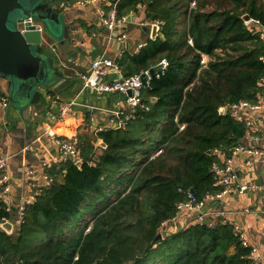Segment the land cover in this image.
I'll return each instance as SVG.
<instances>
[{"label":"trees","instance_id":"obj_1","mask_svg":"<svg viewBox=\"0 0 264 264\" xmlns=\"http://www.w3.org/2000/svg\"><path fill=\"white\" fill-rule=\"evenodd\" d=\"M140 8L160 35L115 63L124 77L163 60L166 70L142 89L134 119L99 133L96 150L82 140V164L61 162L62 179L36 191L11 234L0 228V264H252L228 220L174 219L185 191L201 201L221 190L218 152L249 131L219 111L264 92V37L242 20L264 31V0H120L117 17ZM10 216L0 197V224Z\"/></svg>","mask_w":264,"mask_h":264},{"label":"crops","instance_id":"obj_2","mask_svg":"<svg viewBox=\"0 0 264 264\" xmlns=\"http://www.w3.org/2000/svg\"><path fill=\"white\" fill-rule=\"evenodd\" d=\"M77 1L54 0L56 8L66 16L69 34L74 36L72 46L75 49L74 52L71 51L70 61L67 63L69 71L66 72L72 78L65 86L57 88L55 93H50L47 102L35 106L37 108L42 106V111L32 113L28 124L21 119L18 120L15 111L9 108L7 84L4 80H0V156L8 158L5 172L9 176L11 191L5 202L11 215L7 222L13 224V230L20 221L19 208L22 200L32 196L35 189L40 190L44 186V177L60 180L64 176V171H56L64 160L46 131L51 129L54 135L66 140L78 136L80 143L82 140H87L93 144V147L95 145L98 148L103 147L102 142L97 138L98 134L115 129L117 120L114 114L125 109L123 96L81 92L78 74L87 73L93 60L102 57L118 60L124 53H135L147 39H151L152 23L145 20L143 8L136 13L130 12L127 21L113 33H109L102 24L98 9L108 12L115 0H96L94 3L83 5L78 4ZM121 34L126 35L125 40H118ZM158 35H160L159 31L156 36ZM117 77V74H111L104 78V81H111ZM3 97L8 98L6 107L1 103ZM56 97L58 99L55 101ZM70 102H74V105L65 123L61 121L59 114L61 108ZM239 119L251 123V133H246L243 143L250 147L264 144L262 136L264 111L244 112ZM100 127L103 128L102 131H98ZM233 164L241 183L260 184L263 181V167L256 158L240 155L234 159ZM27 169L33 172L31 183L34 187L25 179ZM245 207L254 210L260 208L258 195L249 193L240 197H228L220 203H209L204 212L209 214L226 212L229 220L242 225L246 235L253 239L260 233L259 214L242 217L238 214V210ZM180 216L177 220H181ZM188 216L189 214H182V217ZM191 219L184 222L187 223ZM253 241L258 243L254 239ZM232 251L231 248L230 252Z\"/></svg>","mask_w":264,"mask_h":264},{"label":"built area","instance_id":"obj_3","mask_svg":"<svg viewBox=\"0 0 264 264\" xmlns=\"http://www.w3.org/2000/svg\"><path fill=\"white\" fill-rule=\"evenodd\" d=\"M119 1L120 0H115L114 3H112L111 8L108 12H104L102 9H98V14L102 19V24L109 33H113L119 28V26H121L127 21V16H123L120 19H118L117 17L116 5ZM77 2L78 4L83 5L84 3H94L96 2V0H78ZM162 24L163 23L161 21H156L155 23H152L151 27L153 25H157L160 30ZM25 25L33 26L38 30L41 29L38 24L33 22L31 16L23 18L22 22L19 23L18 28L23 31L26 27ZM246 25L249 27V29L254 28L255 30L262 31L261 37H264V31L262 28H260V26L253 23L251 20H249ZM125 39V34H121L118 37V40ZM206 60L207 58L203 56L202 63H205ZM166 68L167 62L164 60L161 61L158 64L157 71H154L153 76H155V78H159L160 74L165 71ZM111 74H117L118 77L111 81H104V78ZM142 76L146 77L147 84L149 83L152 77L148 71L138 75L124 77L115 61L105 57L93 60L90 65V69L87 73L78 74L81 92L90 91L98 95H119L124 97L125 109L119 110L114 114L117 120L115 124V129L123 128L125 126L126 121L135 118L136 110L140 107H143L141 96V91L144 88L142 85ZM261 82L262 86L264 87V78ZM257 98V102L254 104L241 101L239 103L230 105L227 108H223V110L225 112L226 109H229L230 113L238 119L244 112H254L259 110L264 111V92L258 94ZM57 99L58 97L55 98V101ZM1 103L4 107H6L8 104V98H1ZM73 105L74 102H70L69 104L64 105L61 108L59 114V118L61 119V121L65 123L67 122V115L71 111ZM245 122L250 131H248V133H251V123L249 121ZM102 130V127L98 129V131ZM46 134L53 139L54 144L56 145L57 150L64 161L71 160L76 163L77 161L82 160L79 150L80 141L78 136H74L70 140H66L64 138L54 135L51 129L47 130ZM262 136L264 138V131L262 133ZM94 147L95 149L98 148V146L96 145ZM228 152L229 153L227 156L218 152L219 156L222 157L221 163L214 164L212 167V172L215 175V185L219 186L221 190L216 194L207 195L201 201H197L195 196L190 191H185V201L180 202L176 205L178 211V216L176 217V219L179 217V215L182 214H196V217H193V219L191 220L192 224L203 222H207L210 224V220H212L213 215H215V217H220L228 220L231 224H233L234 230L238 234L242 246L249 248V258L251 260V263L264 264V176L263 181L260 184L254 182L249 184L241 183L238 178L235 166L233 164L234 159L240 155H246L256 158L263 167L264 175V144L260 145L259 147H250L246 145V143H239L234 146H231ZM7 161L8 158L0 156V197L5 201L8 199V196L11 191L9 176L5 172ZM88 164L93 165L94 160L91 159ZM32 174L33 172L27 169L25 173V179L30 182V185L32 187H34V184L31 183ZM44 182V186L49 185L52 182V179L46 176L44 177ZM36 191H38V189H35V192L32 196H29L28 198L22 200L21 206L19 208L20 217L23 213L25 205H27L33 200ZM249 193L258 195L260 208L254 210L253 208L245 207L241 210H238V214L242 217L253 216L255 213L259 214L261 226L260 233L253 238L255 241H258V243L254 242L253 239H251L253 244L249 241V237L246 235L245 231H243V226L229 220L227 216L228 214L226 212L218 211L214 214L204 212L209 203L216 204L222 202L228 197H240ZM176 219L174 220L176 221Z\"/></svg>","mask_w":264,"mask_h":264},{"label":"water","instance_id":"obj_4","mask_svg":"<svg viewBox=\"0 0 264 264\" xmlns=\"http://www.w3.org/2000/svg\"><path fill=\"white\" fill-rule=\"evenodd\" d=\"M24 2L0 0V80L7 84L9 108L15 111L18 120L28 124L32 113L42 111V106H35L47 102L50 93H55L57 88L65 86L72 78L66 72L69 71L67 63L71 51L74 52L75 48L66 16L56 8L54 0ZM28 16L41 27L40 30L30 25H25L23 31L12 28L14 18H18L19 24ZM242 20L247 23L249 15L244 14ZM158 31L157 25L151 27L152 40ZM149 74L153 76V69L149 70ZM142 85L147 86L144 76ZM219 112L223 114V108ZM81 164L82 161L76 162L77 166ZM0 228L8 234L13 232V224L7 221L0 224ZM159 239L161 234L156 238Z\"/></svg>","mask_w":264,"mask_h":264},{"label":"rangeland","instance_id":"obj_5","mask_svg":"<svg viewBox=\"0 0 264 264\" xmlns=\"http://www.w3.org/2000/svg\"><path fill=\"white\" fill-rule=\"evenodd\" d=\"M24 1H26V0H23V2H24ZM24 3H25V2H24ZM17 20H18L17 17L13 19V22L11 23L12 28H18V27H19V24H18ZM181 217H182V215L180 216V219H181V220H177V219L179 218V217H178V218L176 219V221H175L176 224H178V225H180V226L182 225V223H185V222H184L185 220H187V219H191V218H193V217H196V214H193V215L191 214V215H189V216L186 217V218H185V217H182V218H181Z\"/></svg>","mask_w":264,"mask_h":264}]
</instances>
